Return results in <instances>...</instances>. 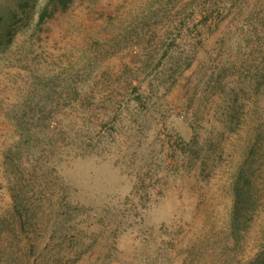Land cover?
Segmentation results:
<instances>
[{"label":"rangeland","instance_id":"374dc122","mask_svg":"<svg viewBox=\"0 0 264 264\" xmlns=\"http://www.w3.org/2000/svg\"><path fill=\"white\" fill-rule=\"evenodd\" d=\"M79 246L264 264V0H0V264Z\"/></svg>","mask_w":264,"mask_h":264},{"label":"trees","instance_id":"16d2710c","mask_svg":"<svg viewBox=\"0 0 264 264\" xmlns=\"http://www.w3.org/2000/svg\"><path fill=\"white\" fill-rule=\"evenodd\" d=\"M49 3L50 4H55V5H58V6H60L61 8H65V6H66V3H67V0H49ZM48 15V11H47V8H44V10L42 11V13L40 14V19L42 20L45 16H47ZM44 175H45V171L43 170V169H40V172H39V177L40 178H43L44 177ZM239 179V177L237 178V179H235V182L237 183V181H239L238 180ZM234 182V183H235ZM249 186V182L248 181H245V182H243L242 183V185H241V187H240V189H239V191H238V189H234V191H235V193H234V200H233V203H234V206H233V208H232V217L233 216H235V214L237 213V211L239 210L238 209V205H237V203H239L240 202V197L242 196L241 194H240V191L244 188V187H246V189H247V187ZM16 197L15 196H13L12 195V202L14 203V207H15V204H16ZM15 210H18L17 209V207L15 208ZM233 219V218H232ZM41 222H43V221H41ZM87 250H88V248H83L82 246H79V247H77V249H76V251H75V253L72 255V257H71V259H65L64 258V264H74V263H76L79 259H80V257L84 254V253H86L87 252ZM56 264H60L59 262L58 263H56Z\"/></svg>","mask_w":264,"mask_h":264}]
</instances>
